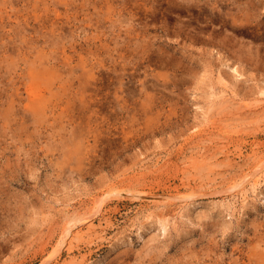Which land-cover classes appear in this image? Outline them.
I'll return each mask as SVG.
<instances>
[{"label": "rangeland", "instance_id": "rangeland-1", "mask_svg": "<svg viewBox=\"0 0 264 264\" xmlns=\"http://www.w3.org/2000/svg\"><path fill=\"white\" fill-rule=\"evenodd\" d=\"M263 98L264 0H0V264L259 259Z\"/></svg>", "mask_w": 264, "mask_h": 264}, {"label": "bare ground", "instance_id": "bare-ground-1", "mask_svg": "<svg viewBox=\"0 0 264 264\" xmlns=\"http://www.w3.org/2000/svg\"><path fill=\"white\" fill-rule=\"evenodd\" d=\"M108 4V3H107ZM108 6V5H107ZM91 19V18H90ZM209 39V38H208ZM210 40V39H209ZM203 41V40H202ZM204 42V41H203ZM234 67V66H233ZM234 71L238 72L239 70L237 68H233ZM220 72V71H219ZM222 72V71H221ZM240 74V73H239ZM220 75V74H219ZM226 78V77H225ZM224 78V79H225ZM222 77L219 78V80L221 82H224V80ZM229 82V81H228ZM227 82V83H228ZM226 82H224V87L225 85L227 84ZM230 83V82H229ZM223 85V83H222ZM230 85V84H229ZM40 86V85H39ZM43 88H38L37 85H30L28 88H27V91H28V94L30 95V104H28V109L30 108V111H32V113H38L40 107H42L44 104H43V97H44V93L42 91ZM231 89V88H230ZM232 90V89H231ZM234 90V89H233ZM233 93V92H232ZM262 93V92H261ZM231 94V93H230ZM234 95V94H233ZM232 95V96H233ZM234 97V96H233ZM264 99V98H263ZM32 102V103H31ZM259 104V103H258ZM257 104V105H258ZM256 105V104H255ZM256 105V106H257ZM264 105V103H263ZM251 106H254V105H251ZM250 108V106H248ZM259 107V106H258ZM43 108V107H42ZM263 108V107H262ZM254 109V108H253ZM264 109V108H263ZM255 110V109H254ZM254 112V111H253ZM256 112V111H255ZM256 152H254L253 156L256 155L255 154ZM225 155L228 157V151L225 152ZM241 155V153H240ZM240 155H238L239 157H241ZM226 156H224L226 158ZM250 156V155H249ZM248 156V157H249ZM252 156V155H251ZM252 156V157H253ZM251 158V157H249ZM255 158V157H254ZM257 158V157H256ZM230 162V161H229ZM236 163V162H235ZM254 167H252L251 171H247V173H245L244 175V179L246 180V183L247 184H250L252 187L256 186L258 183H260V181L262 179H264V163H260L259 160L256 161L254 164ZM234 166V165H233ZM256 167V168H255ZM255 168V169H254ZM245 182V181H243ZM238 186L237 183L233 184L231 187H236ZM234 189V188H233ZM116 190V189H115ZM113 191V190H112ZM112 194L114 192H111ZM120 193V192H119ZM118 193V194H119ZM160 204H155V210H153L152 214L155 215V216H158L160 219H162L163 217L167 216V211L169 209H167L166 211L164 210H160ZM81 229H74V230H71V227H66V232H71V238H75L77 236H79V231ZM254 254H257V253H254ZM260 255H263V254H260ZM253 256V255H252ZM256 257V256H255ZM259 257V259H256L255 261L254 260H251L249 264H264V260L262 259L264 257V255L261 257V256H257ZM261 257V258H260ZM249 258L251 259L252 257H250L249 255ZM261 259L263 261H261ZM260 262H259V261Z\"/></svg>", "mask_w": 264, "mask_h": 264}]
</instances>
